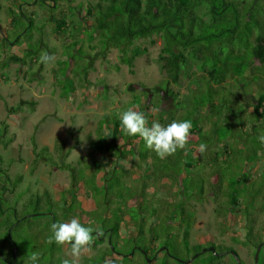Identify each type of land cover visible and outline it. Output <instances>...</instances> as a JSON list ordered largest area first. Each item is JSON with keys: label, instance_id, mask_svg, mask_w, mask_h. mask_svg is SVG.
<instances>
[{"label": "trees", "instance_id": "16d2710c", "mask_svg": "<svg viewBox=\"0 0 264 264\" xmlns=\"http://www.w3.org/2000/svg\"><path fill=\"white\" fill-rule=\"evenodd\" d=\"M55 2L56 0H38L37 7L39 6V10L42 11H47L50 8L53 11V7H56ZM35 3L36 0H33V4ZM252 6L253 3L245 5L244 0H97L92 6L86 7V13L92 16L89 30L82 24V21L76 24L74 20H67L62 16L52 20V32L64 35L68 31L67 34H70V37L73 38L68 44L63 45L62 53L56 59L59 76L55 75V70L52 71V75L54 74L53 81L59 88L60 97L69 99L74 87L72 77H68L67 74L72 69L68 70L74 55L72 50H75L78 55L84 53V49L81 48L84 40L81 38L75 39L72 32H79L80 27L83 28L82 31L86 33V40L88 41V49L94 52V58L105 55L110 48H115L119 63H123L127 67H131L134 58L145 51L144 47H138L134 42L152 34H157L161 38V46L155 62L158 68L164 72L165 79L163 82H170L178 88V90L163 89L170 97L171 109L164 112L159 108L160 110L155 112L156 116L154 113L149 112L148 108H158L160 103L156 101V105L153 104L154 101L151 99L153 95L146 92L144 93V102L139 101V96L134 94L132 102L125 110L134 108L144 113L146 117H155L154 121L165 126L172 121L191 120L192 122L191 134L186 148L177 150L174 155L165 158V162L155 152L148 149L139 136L124 135L132 147H136L135 144L140 145L141 149L137 150L136 153L145 165L150 161V164L155 161L159 163L170 161L171 164L175 165V167H172L171 165L159 164L162 166L160 169L164 172L161 171L156 176L154 175V178L155 180L169 178L170 181H174L177 192L181 191L187 194V197L184 194L183 199L179 200L177 206L179 212L178 223H175L173 219L170 220V224L175 223L176 228L174 231L180 230L181 234L174 231L172 237L170 231L168 234L165 233L166 231L165 234H160L158 227L151 225L152 218L155 215L154 211L151 214V223L149 222L148 227L143 228L141 217L138 222V212L140 205L145 202L149 203V200L147 197H143L139 199L137 205H128V201L135 196H139V194L129 192L128 183L121 179V174L115 175L116 171L126 175L127 170L112 166V185H108L103 191L104 194L100 195L103 197V203L106 206V203H110L112 199H115L113 202L115 206L111 203L114 210L101 213L102 218L98 227H93L94 229L99 228L101 232L99 236H96L95 232L93 233L96 237L93 246L98 247L104 242L107 248L95 252L104 255L96 258H92V256L84 257V260H93L89 264H135L138 261H141L138 264H169L167 262L169 257L177 264H183L184 261L178 259L175 253L169 251L170 248L173 250L170 238L176 239L187 250L186 259L188 264H200L201 262V264H244L230 245L213 243L212 241L189 242V229L193 219L191 212L185 207L186 201L189 199H203L206 196L215 202L214 210L217 215L223 218L227 215L240 217L243 238L241 240L233 238V240L239 241L245 247L252 248V256L256 245L264 240V144L259 140L260 136H264L263 89L260 92L258 91L254 100L248 102L251 109L246 114L250 115L249 122L251 126L247 130L243 128L246 138L243 142L241 140L238 147L233 141L234 123L231 120L237 119L241 127L244 126V108L242 107L243 114H240V116L229 108V111L228 109H221L220 112V108L226 105L224 101L226 96L224 97L222 94L225 93L226 95L227 93L226 88L221 85L228 78H231L234 86L241 85V82H251L254 70L264 68V24H262L264 23V9L260 8L261 19H259V14H256L257 11L255 12ZM18 11L19 14L22 12L21 9ZM12 21L13 18H11ZM19 21L20 16L19 19L14 20L13 24L17 27ZM27 23V26H32L34 20L28 19ZM213 23L223 25L217 32L206 31L207 27L210 28ZM200 27L203 28L200 29ZM21 33H18L13 41L18 42ZM219 36L227 37L224 45H228V51L224 55L221 50H218V46L214 44ZM25 42L22 56L12 54L9 57L16 56L18 60L23 61L27 54L34 56L41 43L39 37L34 41L26 40ZM75 45H77L76 48ZM216 48L217 51H215ZM78 65V63L75 65L76 68L74 67L71 73L78 75L81 71L85 74V68L89 63H83L82 66ZM192 66H195V70L200 71V74L192 76L190 79L193 73L189 72V69ZM115 68H117V65H115ZM182 78L186 80L189 78L190 80L180 87L183 84ZM257 88L260 90L261 86L258 85ZM103 89H106L105 86H103ZM228 93L232 94L229 91ZM235 105L239 106L238 103H235ZM110 118H112V131L109 133L107 130L105 136L117 141L120 137L117 132V128L120 127V116L116 118L114 114ZM107 120L104 116L98 121L97 133ZM150 125L151 122L149 121ZM208 130L211 132L208 133ZM56 141L60 142L58 138H56ZM105 141V137L104 139H97L94 140L93 145L97 150H103L108 145ZM201 143L207 145L208 151L203 156H208L210 164L204 165V162L193 154ZM212 143H214V147L210 146ZM32 146L33 160L30 171L39 159L46 160L48 163L56 165L57 168L67 169L70 175L69 187H61L58 190L62 196L69 194L70 191L73 194L69 204L65 202L63 205L57 206L53 202L49 191L43 190L40 193L28 196L18 208L19 196L12 200L11 194L14 193L21 181L22 174L17 173L10 176L7 173L5 161L0 156V229L3 230V239H7L9 244L8 248L0 246V264H32L29 257L33 252L40 254L38 264H61L63 259L59 256V252L62 245L53 243L41 246L36 251L32 250L31 246H35V244L38 246L41 236H38V233L35 238V235L32 237L27 232H20L16 225L31 216V212H34L35 216L42 215L46 220L47 224L44 227V232L48 231L50 236L52 223L66 222L76 217L85 225L83 220H86V218L83 213L91 207L90 196L93 194H89V191L83 186V178L75 175L72 169L73 166H70L69 162H63V160L56 162L51 158L46 146H42L37 150L34 143H32ZM108 146L111 150H114L116 157L121 154L119 150H115L112 143ZM56 149L61 151V146L57 145ZM68 152L69 150L65 149L64 156ZM96 157L95 163H90L94 165L90 166L92 170L89 172L88 177L91 182L89 186L91 191L104 184H100V181L96 179L99 170L103 176L107 175L106 179L108 177L111 179L108 172L111 171L108 161ZM235 157L240 159L239 163L234 162ZM181 158L185 162L183 164L187 165V175H180V171H178L172 176L167 170L172 168L179 170ZM219 159H222L221 162ZM203 166L206 167V170ZM227 169L236 172L229 173L230 178L225 179L224 173L229 172ZM144 185V182L139 184L140 190L143 189ZM113 188H115V191L111 192L110 190ZM83 190L85 192L82 194ZM76 192L81 193L74 194ZM219 197L222 199L220 200ZM223 222L225 223L224 220L221 221V223ZM122 224L126 227L131 224L139 234L143 233L144 237L137 243L122 242L120 245ZM223 224H219V229L226 228ZM163 226L167 230V226L170 225L162 224ZM27 228L29 229L30 226L27 225ZM138 233L136 236H139ZM125 237L126 241H129L134 239L135 235L128 234ZM34 238L35 241H33ZM13 246H15L14 256L10 257V250ZM160 246L162 247L160 248ZM209 246L212 247L211 251L206 249ZM119 247L127 248L123 251ZM202 247H205L207 256L203 261L202 259L199 261L198 257L201 254L199 250ZM262 247H264V243L259 248L255 264L258 263ZM7 250L10 258L6 255ZM193 253L196 255L192 256ZM159 255L161 259L158 261ZM227 256L231 257L232 260L228 261ZM224 257L226 258L223 260ZM5 259L7 262H5ZM12 259L13 262H11ZM261 264H264V262H261Z\"/></svg>", "mask_w": 264, "mask_h": 264}, {"label": "rangeland", "instance_id": "374dc122", "mask_svg": "<svg viewBox=\"0 0 264 264\" xmlns=\"http://www.w3.org/2000/svg\"><path fill=\"white\" fill-rule=\"evenodd\" d=\"M96 1L56 0V7H53V11H51L52 8L47 11H42L39 10V6L37 7L38 0H36L35 4H33V0H0V156L5 161L7 173L10 176L17 173L22 174V179L18 183L14 193L11 194V199L13 200L19 196L17 207L20 208L22 202L28 196L34 193H40L43 190H48L53 202L57 206H61L65 202L69 204L70 202L73 193L71 194L70 191L69 194L67 193L62 196L58 190L61 187H69L70 175L67 169L57 168L56 165L39 159L30 171V165L33 160L32 143H34L36 150L42 146H46L51 154V158L56 162H60V160L69 162L70 166H73L72 169L75 175L83 178V186L89 191V194H93L90 196L91 207L83 213L86 218V220H83L85 226L98 227L99 221L102 218L101 213L112 212L114 210L115 203L113 202L115 199H112L110 203H106L107 207L103 203L104 200L100 194H104V189L108 185H112V166L114 168L122 167L127 170V174L124 175L120 171H116L115 175L121 174V179H124L123 181L128 183L127 187H129V192L139 194V196L130 199L128 205H137L139 199L143 197H147L149 200V203L145 202L143 205H140L138 222L141 217L143 228L148 227L151 223L152 211H154L155 215L152 218L151 225L158 227L160 234L165 231L168 234L170 231L172 237L173 231L176 228L175 223L179 221L177 206L179 200L183 199L186 193L181 191L177 192L173 180L170 181L169 178L155 180L154 175L156 176L161 171L164 172V170L160 169L162 167L160 166L161 164L171 165L172 167H175V165L171 164L170 161H167V163L155 161L153 164H150V161L145 165L136 153L137 150L141 149L140 145L135 144L136 147H132L129 140L125 138V133L121 131V126L117 128V132L120 134L119 141L105 136L107 130L109 133L112 131V118L110 117L115 114V117L118 118L125 111L126 107L130 105V102H132L134 94L139 96V101L144 102V93L147 92L149 95H153L151 98L154 101H152L153 104L156 105V101L160 103V107L158 108H161L164 112L167 109H171L170 97L163 89L171 88L178 90V88L170 82H163L165 79L164 72L158 68L155 62L161 46L160 36L152 34L143 39L136 40L134 42L135 45L144 47L145 51L134 58L131 67H127L125 64L119 63L118 53L115 48H110L105 55H102L103 57L99 56L94 58V52L88 49L86 33L80 27V31L77 30L79 32L74 31L72 34H74L75 39L81 38L84 40L81 46L84 49V53L78 55L75 50H72L74 55L70 67L68 66V70L74 67L76 68L75 65L77 63L79 64L78 66H82L83 63H89L85 68L86 73L83 74L80 71L78 75H73L71 73L72 69L68 71V77H72L74 86L69 99L60 97L59 88L53 81L54 74L52 75V71L54 72L55 70V75L59 76L56 59L61 55L63 45L68 44L73 38L70 37V34H67L68 31L64 35H58L52 32V20L62 16L67 20H74L76 24L82 21V24L89 30L92 23V16L86 13V7L89 5L92 6ZM249 3H253L252 7H254L255 12L257 11L256 14H259V19H261L260 8L264 9V0H244L245 5ZM19 9L22 11L20 14ZM19 16L20 21L16 27L13 23L15 19H19ZM11 18H13L12 22ZM27 18L34 20L32 26H27ZM222 25L213 23L210 28L207 27L206 31L217 32ZM202 28L200 27V29ZM20 32L22 33L19 36L18 42L13 41V38ZM37 37H39L41 43L34 56L27 54L23 61L18 60L16 56L9 57L12 54L22 56L26 45L25 41H34ZM226 40V36H219L214 41V44L218 46V50H221L223 55L228 51V45H224ZM9 41L12 42L10 43ZM76 47L77 45H75ZM215 51H217V48ZM45 52L55 57L54 63H41L40 58ZM115 65H117V68H115ZM189 70V72L193 73L190 79L192 76L200 74V71L195 70V66H192ZM252 77L251 82H241V85L238 86L232 84L233 81L231 78H228L221 85L226 88L227 93L226 95L225 93H221L224 97L226 96L224 99L226 105L220 108V112L221 109L226 110L229 108L233 109L234 113L240 116V114H243L242 107L244 108V126L241 127L237 119L231 120L234 123L233 141L237 144V147L241 140L243 142L246 138L243 133V128L247 130L251 126L249 122L250 115L246 114L251 109L248 106V102L254 100L258 91L260 92L262 89L264 91V68L261 67L257 68V71L254 70ZM190 79L187 78L186 80L182 78L183 84L180 87L184 86L186 82L188 83ZM258 85L261 86L260 90L257 88ZM103 86L106 89H103ZM228 91L232 94H229ZM104 93L106 94L105 96ZM213 98L215 97L213 96ZM235 103H238L239 106L235 105ZM148 109L149 112H152V108ZM104 116L108 119L107 124H102L101 129L97 133L98 121ZM147 118L151 123L155 120V117L151 118L147 116ZM104 125L108 126L104 127ZM210 132L208 130V133ZM204 134L206 133L204 132ZM104 137L108 145L112 143L115 150L121 152L119 156L117 155L116 157L114 150H111L108 145L103 150H97L94 147V140L104 139ZM56 138L60 140L59 143L56 141ZM57 145L61 146V151L56 149ZM210 146L214 147V143ZM65 149H68L69 152L64 156ZM207 151L208 149L201 154L196 149L193 154L197 155L205 165L209 163L208 156H203L204 154L206 155ZM96 156L108 161L111 169L108 172L110 173L111 179L109 177L106 179L107 175L103 176L99 170L96 179L100 181V184H104L103 186L97 187L96 190L91 191L89 188L91 182L88 180V177L89 172L92 170L90 166H94L91 164L95 163ZM221 160L219 159L220 162ZM116 161L118 162L114 163ZM163 161L165 162L166 160L163 159ZM234 162L239 163L240 159L235 157ZM183 163L185 162L181 158V167L179 166V170L172 168L167 171L172 176L178 171H180V175H187V165L185 166ZM203 167L206 170V167ZM227 170L229 172L224 173L225 179L229 177V173L236 172L235 170ZM141 182H144L145 185L140 190L141 187L139 184ZM124 189L126 190V188ZM110 191H115V188ZM84 192L83 190L82 194ZM80 193L76 192L74 194ZM185 196L187 197V194ZM219 199L221 200L222 198L219 197ZM214 205L215 202L208 196L203 199H189L186 201L185 207L191 212L193 219L191 228L189 229V242L201 243L212 241L213 243H224L230 245L236 251V254L244 264H255L256 260L254 261V254L252 256V248L245 247L239 241L236 242L233 240V238L238 240L243 238L240 217L227 215L223 218L216 214ZM30 215L17 224L16 227L20 232H27L32 237L35 235V238L39 233L38 236H41L40 243L38 246L36 244L35 246H31V249L36 251L39 247L48 245L47 239L49 232H44V227L47 223L42 215L39 217L35 216L34 212H31ZM172 219L175 220V223L170 224V220ZM223 220L225 221V223L223 222L224 224L221 223ZM29 221L30 223H28ZM162 224H169L170 226H167L166 230L164 226L162 227ZM219 224L225 225L226 228L219 229ZM27 225L30 226L29 229ZM174 232L181 234L180 230ZM137 233V229L131 224L128 227L122 224L120 229V237L122 239H119V244L121 245L122 242H139L144 237V234L138 233L139 236H136ZM128 234L135 235V238L126 241L125 236ZM35 238L33 241H35ZM170 242L172 243L173 250L170 248L169 251L175 253L178 259L184 261L183 264H188L186 259L187 250L183 245L174 238H170ZM8 245L7 239H3V230L0 229V246L2 248L3 246L8 248ZM106 248V243L104 242L98 245V247L92 245L91 252L81 258L80 264H89L91 261L90 259L84 260V257L92 256V258H96L104 255L101 253L96 254L95 252L99 249ZM119 248L124 251L127 247ZM14 249L15 246L10 250V257L14 256ZM69 250L70 246L62 245L59 256L62 259H71L68 254ZM12 251L13 254H11ZM199 252L201 254L198 260L201 261L202 259L203 261L207 256L205 247H202ZM7 253L8 250L6 251V255L9 257ZM195 253L192 256H195ZM160 259L159 255L157 260L159 261ZM227 260L230 261L232 259L227 256ZM139 262L141 261L135 262V264ZM167 262L169 264H177L170 257L167 258ZM261 262H264V247L260 250L257 264H261Z\"/></svg>", "mask_w": 264, "mask_h": 264}, {"label": "clouds", "instance_id": "9594fccd", "mask_svg": "<svg viewBox=\"0 0 264 264\" xmlns=\"http://www.w3.org/2000/svg\"><path fill=\"white\" fill-rule=\"evenodd\" d=\"M41 63H54L55 57L45 52L42 54ZM159 108H152L153 113L158 112ZM121 131L128 136H139L148 149L155 152L160 159L174 155L177 150L186 148L192 129L191 120L172 121L162 125L153 121L149 126V120L142 112L129 108L120 114ZM259 140L264 144V136ZM207 150V145L201 143L197 151L203 154ZM78 154V153H77ZM51 235L47 239L48 244L70 246L69 256L71 259H63L61 264H80L81 258L91 252L92 245L96 236L101 234L99 228L85 226L80 219L73 217L68 222L52 223L50 227ZM32 264H38L40 254L33 252L29 257Z\"/></svg>", "mask_w": 264, "mask_h": 264}, {"label": "water", "instance_id": "95a60500", "mask_svg": "<svg viewBox=\"0 0 264 264\" xmlns=\"http://www.w3.org/2000/svg\"><path fill=\"white\" fill-rule=\"evenodd\" d=\"M263 243H264V240H262L259 244L256 245V248H255V251H254V261L256 260V258H257V254H258V251H259V248H260L261 244H263ZM206 249L209 250V251H211V250H212V247L209 246V247H207ZM206 249H205V250H206ZM11 254H13V251H12ZM12 261H13V259H12ZM12 261H11V262H12Z\"/></svg>", "mask_w": 264, "mask_h": 264}, {"label": "flooded vegetation", "instance_id": "af4514ba", "mask_svg": "<svg viewBox=\"0 0 264 264\" xmlns=\"http://www.w3.org/2000/svg\"><path fill=\"white\" fill-rule=\"evenodd\" d=\"M5 262H7L6 259H5Z\"/></svg>", "mask_w": 264, "mask_h": 264}]
</instances>
